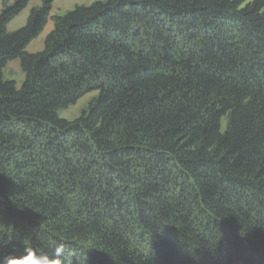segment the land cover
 <instances>
[{"label": "trees", "instance_id": "obj_1", "mask_svg": "<svg viewBox=\"0 0 264 264\" xmlns=\"http://www.w3.org/2000/svg\"><path fill=\"white\" fill-rule=\"evenodd\" d=\"M29 1L0 8V264H264V0H39L9 31Z\"/></svg>", "mask_w": 264, "mask_h": 264}, {"label": "rangeland", "instance_id": "obj_2", "mask_svg": "<svg viewBox=\"0 0 264 264\" xmlns=\"http://www.w3.org/2000/svg\"><path fill=\"white\" fill-rule=\"evenodd\" d=\"M3 0H0V8ZM94 0H54L52 2L51 10L49 12V15L55 14V13H62L66 10L71 9L76 4H90ZM39 0H30L27 5L16 15L11 19V21L7 24V29L9 31L15 30L19 28L20 26L24 25L27 19V16L29 14V10L32 6L38 5ZM52 27V21L48 18L43 30L41 33L31 40L27 46L26 50L29 52H36L42 49L43 47V40L45 35L48 33V31ZM3 75L6 79H12L17 86L20 85V83L23 80V73L19 67V61L18 59L10 60L6 63L4 69H3ZM97 94V91H91L83 96H81L75 104L69 105L68 107L62 109L59 111V115L61 117H64L68 120L74 119L77 117L82 110H84L91 99Z\"/></svg>", "mask_w": 264, "mask_h": 264}, {"label": "clouds", "instance_id": "obj_3", "mask_svg": "<svg viewBox=\"0 0 264 264\" xmlns=\"http://www.w3.org/2000/svg\"><path fill=\"white\" fill-rule=\"evenodd\" d=\"M36 255L37 253L34 250L29 252L28 248H26L25 255L8 258L7 264H34L33 257ZM63 257L64 247L62 244H58L51 255L43 254L41 264H64Z\"/></svg>", "mask_w": 264, "mask_h": 264}]
</instances>
